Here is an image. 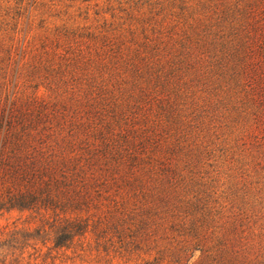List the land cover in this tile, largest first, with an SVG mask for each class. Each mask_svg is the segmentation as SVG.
I'll list each match as a JSON object with an SVG mask.
<instances>
[{"label": "trees", "instance_id": "obj_1", "mask_svg": "<svg viewBox=\"0 0 264 264\" xmlns=\"http://www.w3.org/2000/svg\"><path fill=\"white\" fill-rule=\"evenodd\" d=\"M165 7L176 17L166 42L140 41L130 30L131 39L95 37L89 51L43 43L23 52L39 50L32 77L57 101L32 98L34 109L25 113L17 100L7 112L0 106V210L46 216L54 234L49 249L83 246L95 236L106 254L157 242L146 264H163L169 252L168 264L189 262L204 235L187 219H173L190 200L182 192L193 177L176 172L150 113L174 93L192 107L215 105L237 150L231 169L264 183V0H170ZM40 233L14 230L2 245L17 248ZM204 252L218 263L213 248Z\"/></svg>", "mask_w": 264, "mask_h": 264}, {"label": "rangeland", "instance_id": "obj_2", "mask_svg": "<svg viewBox=\"0 0 264 264\" xmlns=\"http://www.w3.org/2000/svg\"><path fill=\"white\" fill-rule=\"evenodd\" d=\"M169 1L0 0L1 108L7 112L17 100L16 109L25 113L34 109L32 98L48 105L57 101L46 82L33 79L29 68L43 43L49 49L72 44L89 51L95 37L121 33L131 39L130 30L136 31L134 36L140 41L144 36L169 41L176 24L175 9L165 7ZM28 44L39 50L24 57ZM172 95L171 100L156 101L150 113L157 122L163 152L175 159L176 172L193 177L182 192L189 193L190 200L181 205L182 215L173 219L177 223L187 219L188 227L204 235L187 264H213L206 248L218 254L217 264H264V183L259 178L246 180L231 169L237 150L230 140L231 129L222 122L215 105L204 106L200 101L192 107L191 101ZM36 115L33 113L34 119ZM47 220L37 211L0 210V264H146L159 249L157 242H150L131 254H106L102 248L98 250L95 236L83 246L49 249L54 234L46 231ZM14 230L24 235L36 230L41 233L17 248L2 245ZM169 254L163 264L172 259Z\"/></svg>", "mask_w": 264, "mask_h": 264}]
</instances>
